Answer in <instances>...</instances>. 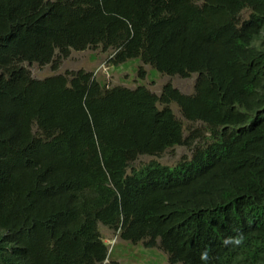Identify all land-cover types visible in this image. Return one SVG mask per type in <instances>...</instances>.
Here are the masks:
<instances>
[{
  "label": "trees",
  "instance_id": "1",
  "mask_svg": "<svg viewBox=\"0 0 264 264\" xmlns=\"http://www.w3.org/2000/svg\"><path fill=\"white\" fill-rule=\"evenodd\" d=\"M196 1L0 0V264H103L100 225L168 264H264V0ZM98 47L194 92L22 67ZM170 104L209 142L127 175L191 144Z\"/></svg>",
  "mask_w": 264,
  "mask_h": 264
},
{
  "label": "rangeland",
  "instance_id": "2",
  "mask_svg": "<svg viewBox=\"0 0 264 264\" xmlns=\"http://www.w3.org/2000/svg\"><path fill=\"white\" fill-rule=\"evenodd\" d=\"M53 1V0H50ZM196 1V0H195ZM198 4L200 2L196 1ZM248 11L242 12L241 19H246ZM112 50H104L102 47L86 49L84 51H71L66 59H57V67L53 64L39 66L35 63H23L25 68L36 80H43L52 76L66 75L69 72L84 71L92 74L93 78L104 88L124 87L136 89L145 87L151 93L159 96L162 88L170 84L181 93L192 95L197 76L188 78L167 76L158 73L149 65L140 60H130L122 65L113 66L110 59ZM175 117L182 123L183 137L192 138L189 146H175L167 149L159 156H139L131 162L127 168V175L137 171L150 163H158L162 166L174 167L183 160H189L195 147L208 143V132L201 123H190L183 119L175 104L169 105ZM162 108V106H159ZM36 133V128H33ZM99 232L104 243L108 247V259L103 264H168L167 255L160 249L159 243L154 248H146L145 241L132 244L119 238L118 232L99 226Z\"/></svg>",
  "mask_w": 264,
  "mask_h": 264
}]
</instances>
